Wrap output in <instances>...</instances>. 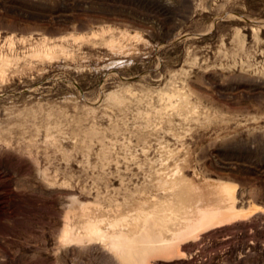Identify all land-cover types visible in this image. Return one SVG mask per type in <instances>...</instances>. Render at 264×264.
<instances>
[{
	"label": "rangeland",
	"instance_id": "obj_1",
	"mask_svg": "<svg viewBox=\"0 0 264 264\" xmlns=\"http://www.w3.org/2000/svg\"><path fill=\"white\" fill-rule=\"evenodd\" d=\"M0 264H264V0H0Z\"/></svg>",
	"mask_w": 264,
	"mask_h": 264
}]
</instances>
